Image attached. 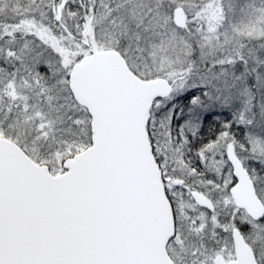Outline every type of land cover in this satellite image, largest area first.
<instances>
[{
	"label": "snow or ice",
	"instance_id": "1",
	"mask_svg": "<svg viewBox=\"0 0 264 264\" xmlns=\"http://www.w3.org/2000/svg\"><path fill=\"white\" fill-rule=\"evenodd\" d=\"M0 264H264V0H0Z\"/></svg>",
	"mask_w": 264,
	"mask_h": 264
}]
</instances>
